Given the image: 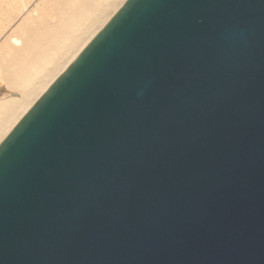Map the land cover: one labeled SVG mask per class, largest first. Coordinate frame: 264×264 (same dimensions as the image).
I'll use <instances>...</instances> for the list:
<instances>
[{"label": "water", "instance_id": "1", "mask_svg": "<svg viewBox=\"0 0 264 264\" xmlns=\"http://www.w3.org/2000/svg\"><path fill=\"white\" fill-rule=\"evenodd\" d=\"M0 264H264V0H126L0 142Z\"/></svg>", "mask_w": 264, "mask_h": 264}, {"label": "bare ground", "instance_id": "2", "mask_svg": "<svg viewBox=\"0 0 264 264\" xmlns=\"http://www.w3.org/2000/svg\"><path fill=\"white\" fill-rule=\"evenodd\" d=\"M35 1L0 0V142L126 0Z\"/></svg>", "mask_w": 264, "mask_h": 264}, {"label": "rangeland", "instance_id": "3", "mask_svg": "<svg viewBox=\"0 0 264 264\" xmlns=\"http://www.w3.org/2000/svg\"><path fill=\"white\" fill-rule=\"evenodd\" d=\"M121 1V0H120ZM119 2V1H118ZM117 2V3H118ZM41 2H40V0H36L35 2H33V3H31L30 5H29V10H33V9H36V10H38L39 8H41ZM3 77H1L0 76V81L2 82V85H4V80L2 79ZM9 92V91H8ZM14 92V91H13ZM9 93H12V91H10ZM12 96H14V95H12ZM16 97H17V95H16Z\"/></svg>", "mask_w": 264, "mask_h": 264}]
</instances>
